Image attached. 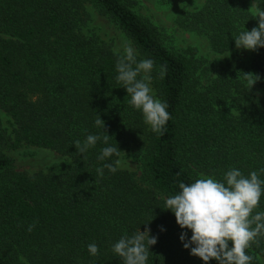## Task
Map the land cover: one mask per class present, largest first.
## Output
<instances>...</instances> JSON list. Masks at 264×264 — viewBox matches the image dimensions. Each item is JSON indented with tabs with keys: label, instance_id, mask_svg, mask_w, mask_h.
Masks as SVG:
<instances>
[{
	"label": "trees",
	"instance_id": "1",
	"mask_svg": "<svg viewBox=\"0 0 264 264\" xmlns=\"http://www.w3.org/2000/svg\"><path fill=\"white\" fill-rule=\"evenodd\" d=\"M252 1L205 0L178 18L220 57L204 65L191 50L188 57L168 49L127 0H0V110L11 126L0 120V264H122L112 246L146 227L157 237L147 264H204L183 247L181 233L187 241L191 232L164 210L165 200L200 175L220 181L230 169L247 177L264 168V96L256 94L264 91V48L242 60L233 40L258 24ZM85 5L122 32L137 60L154 61L151 88L171 116L163 135L130 106L112 45L84 31ZM247 73L260 77L250 89ZM97 115L110 138L80 155L76 140L104 135ZM116 144L120 155H137L140 175L118 167L97 174L120 156L100 161V150ZM23 146L54 151L70 165L59 174L16 171L3 150ZM256 211H264V196ZM257 240L247 249L251 264L264 258V236Z\"/></svg>",
	"mask_w": 264,
	"mask_h": 264
},
{
	"label": "clouds",
	"instance_id": "2",
	"mask_svg": "<svg viewBox=\"0 0 264 264\" xmlns=\"http://www.w3.org/2000/svg\"><path fill=\"white\" fill-rule=\"evenodd\" d=\"M250 8L252 18L258 20L257 26L250 31L244 29L233 40L237 49L255 51L264 48V8L256 0H253ZM117 56L116 80L130 96V106L142 113L145 124L154 133L163 135L171 116L168 104L156 98L151 88L154 61L137 60V52L130 42L125 43L123 54L117 53ZM166 73L167 67L161 66L159 78L164 79ZM244 75L249 89L260 79L252 73ZM94 123L104 129L105 122L99 115ZM103 133V137L89 134L83 142L76 140V151L83 155L98 141L107 144L110 136L104 130ZM120 152L117 144L115 147L106 146L100 150L97 159L105 161L113 155L119 156ZM119 164V160L104 163L97 168V174L103 176L105 168L115 173ZM260 173H264V168L259 172H250L247 177L238 169H230L220 181L201 177L187 185L179 183V193L165 200L164 210L174 214L176 224L181 229L190 230L191 236L187 241L186 233L182 232L179 237L183 247L190 249V255L198 257L204 264L210 260L218 264H251L253 257L247 254V249L253 243H258L257 237L264 236V211H256L261 196H264V180L260 179ZM33 227L34 224L29 225L27 230L31 232ZM156 243L157 237L150 236L149 228L146 227L143 232L138 228L132 235H122L112 246V251L122 264H147L149 247ZM87 249L92 256L99 254L95 243L87 245Z\"/></svg>",
	"mask_w": 264,
	"mask_h": 264
},
{
	"label": "rangeland",
	"instance_id": "3",
	"mask_svg": "<svg viewBox=\"0 0 264 264\" xmlns=\"http://www.w3.org/2000/svg\"><path fill=\"white\" fill-rule=\"evenodd\" d=\"M204 2L205 0H127V5L136 14L158 28L161 40L168 49L178 51L188 57L191 53L188 51L191 50L194 60H197L198 64L206 65L207 62L220 57L210 51L204 36L180 28L177 22L184 13L201 7ZM252 3L253 1L250 7ZM85 12L84 31L89 35H94L100 41L111 44L115 53L122 55L125 43L130 41L111 21L100 15L90 5H85ZM234 52L240 59L247 60L253 51L235 47ZM206 79L204 75L200 77L203 83ZM256 94L259 97L264 96V91H258ZM0 120L2 126L11 132L9 119L1 110ZM3 153L11 160L14 170L31 174L37 172L59 174L70 165V161L65 157L41 148L23 146L17 150H3ZM118 160L120 164L117 167L120 170L132 172L136 176L140 175L139 159L134 152H124ZM201 177L205 176L200 175L199 178ZM260 263L264 264V258H260Z\"/></svg>",
	"mask_w": 264,
	"mask_h": 264
}]
</instances>
